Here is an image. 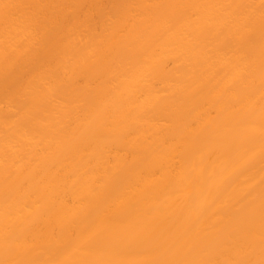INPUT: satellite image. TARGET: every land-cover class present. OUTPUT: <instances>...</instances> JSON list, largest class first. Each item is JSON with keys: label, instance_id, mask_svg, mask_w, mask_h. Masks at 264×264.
Segmentation results:
<instances>
[{"label": "bare ground", "instance_id": "1", "mask_svg": "<svg viewBox=\"0 0 264 264\" xmlns=\"http://www.w3.org/2000/svg\"><path fill=\"white\" fill-rule=\"evenodd\" d=\"M25 2L0 0V77L29 67L0 90V264H264V0H130L39 58Z\"/></svg>", "mask_w": 264, "mask_h": 264}, {"label": "rangeland", "instance_id": "2", "mask_svg": "<svg viewBox=\"0 0 264 264\" xmlns=\"http://www.w3.org/2000/svg\"><path fill=\"white\" fill-rule=\"evenodd\" d=\"M93 0H28L20 5L21 11L24 14L29 15L36 31H38L36 47L38 58L41 57L44 47L57 36L58 31L63 26V23L74 16L78 18V21L82 24H86L93 34H99L102 32V18L108 17V23H111V14L118 13L122 10L124 4L130 0H96L95 7L88 13H84L83 9L89 6ZM165 2L167 0H158ZM32 4L40 5L42 7V13H35L31 11ZM117 61V60H116ZM116 65V63H115ZM28 66V65H27ZM25 67L18 72L8 73L0 77L2 84L1 92L11 90L14 83L21 79L24 73L29 67ZM174 68V64L171 60H168L165 64L164 70L171 72ZM109 73V68H99L92 70L88 77L90 83L78 80L76 89H93L97 83L103 80ZM157 88L161 87L159 82L155 83ZM4 87V88H3ZM0 92V93H1ZM4 107V104H1ZM215 113H212V116ZM214 117V116H213Z\"/></svg>", "mask_w": 264, "mask_h": 264}]
</instances>
